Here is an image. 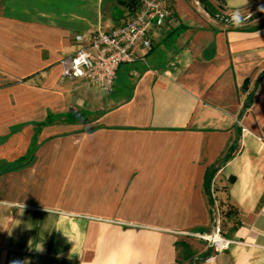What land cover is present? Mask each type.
Returning <instances> with one entry per match:
<instances>
[{
    "label": "crops",
    "instance_id": "0c3cea01",
    "mask_svg": "<svg viewBox=\"0 0 264 264\" xmlns=\"http://www.w3.org/2000/svg\"><path fill=\"white\" fill-rule=\"evenodd\" d=\"M206 1L215 14L169 0L172 21L150 25L151 48H136L107 92L62 79L59 60L77 34L109 31L138 6L0 0V264H264V78L238 153L211 177L213 207L202 189L240 86L264 70V0ZM48 136L31 167L7 171ZM217 219L231 242L216 253L176 233Z\"/></svg>",
    "mask_w": 264,
    "mask_h": 264
},
{
    "label": "built area",
    "instance_id": "2783aa9c",
    "mask_svg": "<svg viewBox=\"0 0 264 264\" xmlns=\"http://www.w3.org/2000/svg\"><path fill=\"white\" fill-rule=\"evenodd\" d=\"M138 1L136 12L109 31L77 34L75 40L80 43L79 47L59 60L60 77L84 79L107 92L111 91L119 66L136 60V48L142 51L151 48L152 41L148 34L150 25L154 23L164 27L173 19L169 0ZM221 18L225 22L240 20L236 13L223 14ZM176 233L209 243L215 253L227 248L231 242L222 235L218 219L208 232Z\"/></svg>",
    "mask_w": 264,
    "mask_h": 264
},
{
    "label": "trees",
    "instance_id": "16d2710c",
    "mask_svg": "<svg viewBox=\"0 0 264 264\" xmlns=\"http://www.w3.org/2000/svg\"><path fill=\"white\" fill-rule=\"evenodd\" d=\"M120 2L122 4H124L130 10H134L139 5L138 0H120ZM202 3L208 12H210L211 14L214 13L211 5L206 0H202ZM263 6H264V4H263ZM216 15H218V13ZM218 16L221 17V15H218ZM263 78H264V70L260 71L256 75L251 87H250V83H251L250 80L251 79L249 77H247L243 81L242 85L240 86L239 91H240V93H242L244 95V98L242 100L241 110H240V112L236 118V123L234 125L232 137L229 140V142L225 145L224 149L222 150V152L218 156V158L211 165H209L204 172L202 189H203V193L206 197V202H207L209 208L214 206V201H213V198L211 195V177L214 173H216L217 170L222 168L229 160H231L238 153V151L240 149V135H241V128L239 125V121H240L242 114L248 112V110L250 109L252 102H253L254 94H255L259 84L263 80ZM51 122L52 121L46 119L42 123L33 124L32 127L34 129H36L33 132V136H35L36 133H38L41 129H43V127L51 124ZM37 130H39V131H37ZM94 130H95V128H89L86 131L87 132H93ZM50 138L51 137L48 136V137L41 139L39 142H37L35 144V147L32 148L31 153H30L31 156L29 158L26 157L24 160L21 159L20 161H18L19 162L18 166H12V167L8 168L7 171L14 172V171H18V170H21L24 168L31 167L36 160V157H35L36 150L44 142H46ZM231 180L232 179L230 178V181ZM210 221H211V219H210ZM211 225H212V223H211ZM208 255H209V252H208Z\"/></svg>",
    "mask_w": 264,
    "mask_h": 264
},
{
    "label": "clouds",
    "instance_id": "9594fccd",
    "mask_svg": "<svg viewBox=\"0 0 264 264\" xmlns=\"http://www.w3.org/2000/svg\"><path fill=\"white\" fill-rule=\"evenodd\" d=\"M13 264H21L20 261H13Z\"/></svg>",
    "mask_w": 264,
    "mask_h": 264
},
{
    "label": "rangeland",
    "instance_id": "374dc122",
    "mask_svg": "<svg viewBox=\"0 0 264 264\" xmlns=\"http://www.w3.org/2000/svg\"><path fill=\"white\" fill-rule=\"evenodd\" d=\"M79 34H82V33H79ZM222 229V228H221ZM222 231V230H221ZM222 235H224L225 236V234L223 233V231H222ZM200 241H202V240H200Z\"/></svg>",
    "mask_w": 264,
    "mask_h": 264
}]
</instances>
